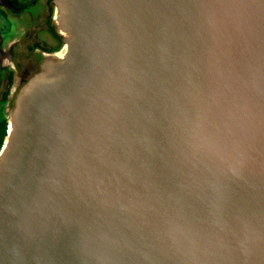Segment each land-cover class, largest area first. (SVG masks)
<instances>
[{"label":"water","instance_id":"water-1","mask_svg":"<svg viewBox=\"0 0 264 264\" xmlns=\"http://www.w3.org/2000/svg\"><path fill=\"white\" fill-rule=\"evenodd\" d=\"M55 17L0 149V264H264V0Z\"/></svg>","mask_w":264,"mask_h":264},{"label":"flooded vegetation","instance_id":"flooded-vegetation-1","mask_svg":"<svg viewBox=\"0 0 264 264\" xmlns=\"http://www.w3.org/2000/svg\"><path fill=\"white\" fill-rule=\"evenodd\" d=\"M57 0H0V149L20 98L66 45Z\"/></svg>","mask_w":264,"mask_h":264}]
</instances>
